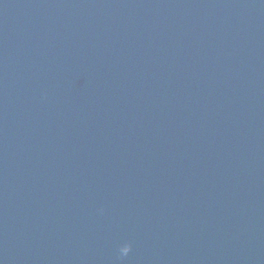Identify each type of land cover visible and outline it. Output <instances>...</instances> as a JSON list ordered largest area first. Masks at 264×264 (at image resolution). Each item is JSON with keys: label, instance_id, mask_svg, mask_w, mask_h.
Returning a JSON list of instances; mask_svg holds the SVG:
<instances>
[{"label": "water", "instance_id": "95a60500", "mask_svg": "<svg viewBox=\"0 0 264 264\" xmlns=\"http://www.w3.org/2000/svg\"><path fill=\"white\" fill-rule=\"evenodd\" d=\"M0 264H264V0H0Z\"/></svg>", "mask_w": 264, "mask_h": 264}]
</instances>
